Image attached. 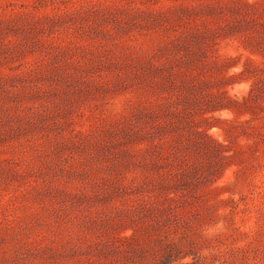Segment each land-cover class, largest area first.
<instances>
[{"label": "rangeland", "instance_id": "obj_1", "mask_svg": "<svg viewBox=\"0 0 264 264\" xmlns=\"http://www.w3.org/2000/svg\"><path fill=\"white\" fill-rule=\"evenodd\" d=\"M0 264H264V0H0Z\"/></svg>", "mask_w": 264, "mask_h": 264}]
</instances>
